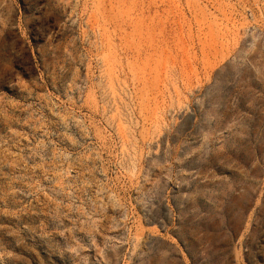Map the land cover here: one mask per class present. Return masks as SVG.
Here are the masks:
<instances>
[{"label":"rangeland","instance_id":"obj_1","mask_svg":"<svg viewBox=\"0 0 264 264\" xmlns=\"http://www.w3.org/2000/svg\"><path fill=\"white\" fill-rule=\"evenodd\" d=\"M0 264H264V0H0Z\"/></svg>","mask_w":264,"mask_h":264},{"label":"crops","instance_id":"obj_2","mask_svg":"<svg viewBox=\"0 0 264 264\" xmlns=\"http://www.w3.org/2000/svg\"><path fill=\"white\" fill-rule=\"evenodd\" d=\"M253 230V223L250 221V234L252 233Z\"/></svg>","mask_w":264,"mask_h":264}]
</instances>
